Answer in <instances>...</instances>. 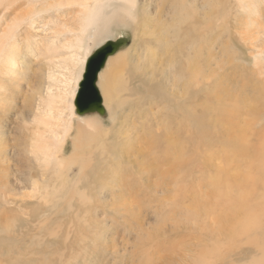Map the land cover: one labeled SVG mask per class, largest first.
<instances>
[{"label": "rangeland", "instance_id": "obj_1", "mask_svg": "<svg viewBox=\"0 0 264 264\" xmlns=\"http://www.w3.org/2000/svg\"><path fill=\"white\" fill-rule=\"evenodd\" d=\"M81 1L0 0V164L9 182L0 173V264H264V164L254 158L264 134V0H173L188 33L175 32L164 12L166 28L153 26L152 36L112 28L127 39L120 51L138 61L139 82L127 96L120 74L104 116L73 108L80 38L92 45L81 36ZM152 8L138 12L140 23ZM153 38L169 40L174 59L151 78ZM48 121L73 127L65 158L87 121L110 141L92 144L95 185L59 200L16 184L29 175L40 183L43 171L51 179L54 162L39 166L32 151L58 146ZM107 178L123 186L102 187Z\"/></svg>", "mask_w": 264, "mask_h": 264}, {"label": "bare ground", "instance_id": "obj_2", "mask_svg": "<svg viewBox=\"0 0 264 264\" xmlns=\"http://www.w3.org/2000/svg\"><path fill=\"white\" fill-rule=\"evenodd\" d=\"M177 1L182 2L183 0H177ZM81 2L84 3V5H85L84 9L86 10V15H85V17L82 21V25H81V36L83 38H85L87 33H88L89 35H88L87 41L90 40L92 42V45L87 46L85 43L82 44L81 41L84 42V40H82V38H80V46L78 49H81L83 51V55L80 57L78 62L74 59L77 62V64L79 65V73H78V78L76 79V82L80 79V77L83 74V71H84L83 67H84L86 59L93 52V50L95 48H97L99 45H101L108 38H110V39L112 38V40L119 38V37L125 38V36L123 34H118V36H115V38H114V36H111V35H113L112 34V28H115V29L127 28V29L132 30L133 33L138 32V34H140V30L143 29L142 31H144L145 27H146V29L149 30V32H148L149 35L152 36L153 26H155L157 24L161 25L160 23L164 22V20L166 19L167 16L165 17L163 15V12H164L165 15L169 14L168 19H166L165 21L169 20L170 22H173L171 28L175 32H177V33H180V32L188 33L189 32V29H182V26L185 23V15L183 13L181 14L183 17L180 16V18L178 20H175V14L172 12L173 6H174L173 0H82ZM165 4L167 5L168 9H166ZM149 8H152L153 10H155V11L151 12L153 14V17L151 18L152 20L147 19L145 22L140 23L138 20V18H139L138 12H141V13L148 12L150 14ZM154 18L157 21H154L153 20ZM161 26L166 28L163 25H161ZM162 30L163 29L160 28V31H162ZM165 31L166 30L164 29L163 32H165ZM141 35H142V33H141ZM168 38H169V36H168ZM148 40H150V39H148ZM148 40H147V42H148ZM151 40L153 42L152 43L153 46H151L152 49L151 48L150 49L148 48L149 50L147 49L149 52V54H148L149 62L145 63V65H146V69L148 70V72L151 75V78H154L153 75H155V73L159 72V70L161 69L159 67L163 68L162 69L163 73L168 71V70L165 71L164 63L168 60L169 61V67H171V64L173 63L174 56L172 54V48H171V44H170L169 40H167V45L161 44L159 38H153ZM149 44H151V43H149ZM148 47H150V46L148 45ZM120 49L117 52H119ZM122 51H126V49H124ZM157 54H158V57H156L154 59V56ZM180 54L182 55V53H180ZM113 56L109 57L106 61V64L109 65L108 69H105L103 72H102V70H103L102 69L99 72L98 77H97L96 86L98 88V91H99L100 97L102 99V104H103L104 108H109L110 103L112 102L113 99H115L114 92H115L116 87L118 86L119 77H120V74L122 72V71H120L121 68H120V64L118 62L110 61V60H112L111 58ZM117 56L118 55H116L115 60H119L120 54L118 57ZM168 72H170V71H168ZM169 74H171V73H169ZM171 79L173 81H175L173 78H171ZM176 87L178 88V86H176ZM178 90L180 92L182 90L184 91L185 90L184 86L182 85L180 88H178ZM74 94H75V92L73 93L72 96H74ZM70 113H71L70 115L72 117L73 116L72 110ZM181 115L183 116V112L180 114V117H181ZM185 115H186V113H185ZM115 117H116V115L112 116L111 121L115 120L116 119ZM190 122H193V120H191ZM50 123L51 122L48 121V123L46 122V125H45V127L48 128L47 133L51 134V136L54 138V141H55L54 143H56V145H58V146H55L54 152H53V146L54 145L49 146L43 142V143H38V145H36L35 147L32 146V148H33L32 151L37 156H40V157H36L34 159L37 165H39V166L42 165L43 167H47L49 164H52L54 162V166H53L54 170H53V174H52L51 179L49 178V175H47L48 172L43 171V175H41L40 183L37 182L36 180H34L33 175H29L27 180L23 179L22 181H20V180L16 181V184H18L19 186H23L24 188L28 187L32 191H43L46 193L51 192L50 194H54V198H57V200H59L60 198H65L69 191L76 192L77 191L76 187L81 188L82 185H84V186L95 185L93 183L94 177L93 178L89 177L88 171H87V170H91V171L94 170L91 166L93 162L91 163V157H90V154L93 152L92 144L97 142L96 145L99 147L100 146H103V147L106 146V143L108 141V138H107L108 137V130L103 128L102 132L104 133V136H103V138H101L98 135L100 133V130H98L99 129L98 123H96L94 121L93 122L92 121L85 122L84 127L77 128L78 133L75 131V135L71 139L72 154L68 158H65L63 156V150H64L63 144L65 142V139L70 134L71 128H73V127H71L70 122H67L64 124H60V123L50 124ZM60 129H62V130H60ZM165 135H166L167 140L172 142L171 138H170V134L165 132ZM97 137L100 139H98ZM108 142H110V141H108ZM151 143H153V142H151ZM171 144H167V145H171ZM111 145H113V144H111ZM159 146H161V145H159ZM152 147L156 148L157 146L156 147L152 146ZM159 151H161V150H159ZM164 151H165V153H168L166 150H164ZM119 155H121V154H119ZM112 157H114V156H112ZM117 158H119V157L117 156ZM117 158L114 157V159L116 161H118ZM254 158H256V160L262 161L263 163L262 162L261 163L264 164V134L261 136L260 147H259L258 151L255 152ZM103 160L104 159L102 158V161ZM165 161H167V159H164V162ZM178 161L179 160L173 159L172 163H171V166L174 168V170L176 169V171H179L183 165V162L181 160L179 162ZM138 166L139 165H137L136 167H138ZM74 167H77V171H78L75 178L72 177ZM6 168H7L6 166L0 164V173H5V175L1 176V178L2 177L5 178V183H3L2 185L3 186L5 185V187L6 186L8 187L9 182L6 180L7 175H8ZM262 170H264V169H262ZM171 171H172V168H171ZM113 176H115V175H113ZM109 178H111V177H109ZM98 180H100V179H98ZM164 180L165 179L163 178V181ZM254 180H255L254 176L253 177L249 176L248 177L249 182H247V183L252 184L254 182ZM159 183L160 184H156V183H154V184L158 185L157 187H159L160 185H162V182H159ZM100 185L107 189V188L121 187V186H123V183L119 182V181H115V180L112 181V180L108 179L107 181L106 180L101 181ZM244 231H246V230H244ZM258 258L259 257H257V256L254 257V259H258ZM246 264H249V263L246 262Z\"/></svg>", "mask_w": 264, "mask_h": 264}, {"label": "water", "instance_id": "obj_3", "mask_svg": "<svg viewBox=\"0 0 264 264\" xmlns=\"http://www.w3.org/2000/svg\"><path fill=\"white\" fill-rule=\"evenodd\" d=\"M124 45H127L126 38L107 39L88 56L84 64L82 80L73 101L75 114L79 116L87 114L105 115L102 99L96 86L97 77L104 68L107 59Z\"/></svg>", "mask_w": 264, "mask_h": 264}, {"label": "crops", "instance_id": "obj_4", "mask_svg": "<svg viewBox=\"0 0 264 264\" xmlns=\"http://www.w3.org/2000/svg\"><path fill=\"white\" fill-rule=\"evenodd\" d=\"M126 53L127 52L120 51V53H119L120 54V58H119L120 60H110V61L118 62L120 64V68H121L120 71H122L121 72L122 84L126 85L127 90H128V94H127V96H128L130 93V89L132 90L131 92L133 93L134 87L138 86L139 71H138V61H136L135 67H134L133 60H123L124 58H122V57H123V55H126ZM119 54H117V55L119 56ZM115 57H116V55L113 56L111 59H113Z\"/></svg>", "mask_w": 264, "mask_h": 264}]
</instances>
